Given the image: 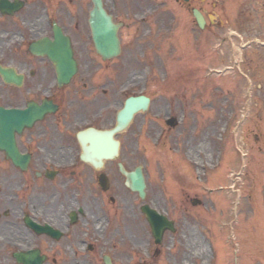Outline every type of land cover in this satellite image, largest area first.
Here are the masks:
<instances>
[{
	"label": "flooded vegetation",
	"instance_id": "flooded-vegetation-1",
	"mask_svg": "<svg viewBox=\"0 0 264 264\" xmlns=\"http://www.w3.org/2000/svg\"><path fill=\"white\" fill-rule=\"evenodd\" d=\"M171 1L172 9L163 0L147 6L158 24L156 30L147 27L145 37L146 45L151 44L155 34L160 40L166 27L171 29L176 69L195 72L194 59L205 58L206 51L201 52L216 40L221 51L232 55V65L226 66L236 69L239 64L238 70L243 67L251 74L260 71L264 0ZM19 2L23 8L15 14L0 10V264H93L100 258L98 234L113 224L118 230L123 223L118 218L115 180L106 173L114 165L119 172L118 161L105 162L103 169L95 161H84L86 150L99 148L92 134L110 131L117 123V113L111 112L116 91L110 72L115 65L109 66L115 59L105 61L96 50L89 26L91 10L83 3ZM195 9L203 15L204 28ZM214 10H221L222 18H212ZM229 28L234 31L231 39L224 35ZM70 43L77 72L67 82ZM225 55L215 56V62L227 60ZM253 63L254 67L248 66ZM188 83H179L186 90L182 98L178 89V103L187 101ZM125 182L122 178L121 190L132 195ZM123 205L125 214L130 207L127 202ZM110 233L108 229L106 234Z\"/></svg>",
	"mask_w": 264,
	"mask_h": 264
},
{
	"label": "rangeland",
	"instance_id": "rangeland-1",
	"mask_svg": "<svg viewBox=\"0 0 264 264\" xmlns=\"http://www.w3.org/2000/svg\"><path fill=\"white\" fill-rule=\"evenodd\" d=\"M68 1L81 2L88 11L92 8L90 0ZM152 1L162 0H104L109 12L125 23L120 33L125 45L122 55L109 64L115 65V71L110 72L116 91L111 112L117 113L129 96L152 99L149 110L139 113L118 136L122 142L118 163L128 171L143 166L149 193L141 201L136 194L122 191L124 177L116 165L108 166L106 173L115 180L118 218L122 217L123 223L118 224V230L111 225L109 236L103 223L105 232L100 228L96 252L100 258L93 264H104L103 254L111 256L115 264H264L263 56L258 73H247L243 67L241 71L224 70L232 65V55L221 51L213 40L211 49L203 47L205 58L197 55L194 59L195 72L179 71L169 27L160 40L155 34L154 42L146 45L145 29L156 30L158 24L156 16L151 19ZM163 1L167 7L175 6L171 0ZM211 15L222 18L221 10ZM223 54L227 60L215 62V56ZM256 56L258 53L251 55ZM199 65L202 68H197ZM205 68L214 70L210 74ZM180 82L189 83L187 101L178 103V89L182 98L186 90L179 87ZM237 97L242 104L231 106ZM170 117L179 120L177 127L167 125ZM195 153L201 163L188 157ZM206 155H212L210 161ZM194 201L200 204L194 205ZM126 202L130 209L122 214ZM145 204L175 223L176 232H167L160 245L141 212ZM114 231L118 236L114 237ZM191 234L202 254L190 252L187 238Z\"/></svg>",
	"mask_w": 264,
	"mask_h": 264
},
{
	"label": "water",
	"instance_id": "water-1",
	"mask_svg": "<svg viewBox=\"0 0 264 264\" xmlns=\"http://www.w3.org/2000/svg\"><path fill=\"white\" fill-rule=\"evenodd\" d=\"M94 8L90 13V26L93 33L94 42L98 52L104 59L117 57L120 54V40L118 37V30L120 25H116L112 17L108 15L104 9L102 0H92ZM20 7L8 5L6 12L11 9L18 10ZM72 73H70V77ZM149 106V99L146 97L130 98L126 102L125 107L118 114V125L111 133L95 134L100 139L99 149L97 153L91 156L96 158V165H102L103 159H115L119 155V142L115 141L113 135L125 130L134 118V115L140 111H146ZM172 127L175 126L173 119L168 121ZM86 161L94 162L85 156ZM121 172L127 177V185L134 191L140 194L141 198L145 197V179L142 172V167H138L135 171L128 173L122 165H120ZM143 212L146 214L149 224L152 228L153 236L156 243L160 244L166 230L174 231L173 223L168 221L163 216H160L155 210L148 206L143 207ZM106 264H112L111 260L106 257Z\"/></svg>",
	"mask_w": 264,
	"mask_h": 264
},
{
	"label": "bare ground",
	"instance_id": "bare-ground-1",
	"mask_svg": "<svg viewBox=\"0 0 264 264\" xmlns=\"http://www.w3.org/2000/svg\"><path fill=\"white\" fill-rule=\"evenodd\" d=\"M94 149L95 148H93L92 150H94ZM199 151L202 152L203 151V148H200ZM188 157L191 160H194V161L196 160L198 162V158L196 159V157H198V153H195V154H192V155H188ZM211 158H212V155H206V160L207 161H210ZM94 159H95L94 157L91 158V160H94ZM201 162H198V163H201ZM116 236H118V233L117 232H116V234H115L114 237H116ZM187 242L189 244V248H190V252L191 253H194L195 251H199V253L202 254L203 249L201 250V248H200L201 246L199 245L198 242L195 241L193 234H191L190 237L187 238ZM203 254H204V252H203Z\"/></svg>",
	"mask_w": 264,
	"mask_h": 264
}]
</instances>
